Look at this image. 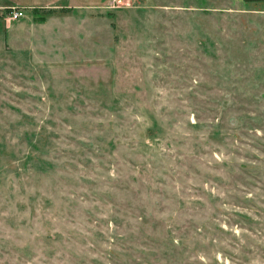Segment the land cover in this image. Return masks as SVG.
<instances>
[{
	"label": "rangeland",
	"instance_id": "374dc122",
	"mask_svg": "<svg viewBox=\"0 0 264 264\" xmlns=\"http://www.w3.org/2000/svg\"><path fill=\"white\" fill-rule=\"evenodd\" d=\"M121 1H0V264H264V3Z\"/></svg>",
	"mask_w": 264,
	"mask_h": 264
},
{
	"label": "crops",
	"instance_id": "0c3cea01",
	"mask_svg": "<svg viewBox=\"0 0 264 264\" xmlns=\"http://www.w3.org/2000/svg\"><path fill=\"white\" fill-rule=\"evenodd\" d=\"M4 6L23 9L27 21L32 20L33 12L51 9L56 11L78 12L104 8L110 0H0ZM36 10V11H33ZM21 18V17H20ZM8 26V25H7ZM6 26V27H7Z\"/></svg>",
	"mask_w": 264,
	"mask_h": 264
},
{
	"label": "built area",
	"instance_id": "2783aa9c",
	"mask_svg": "<svg viewBox=\"0 0 264 264\" xmlns=\"http://www.w3.org/2000/svg\"><path fill=\"white\" fill-rule=\"evenodd\" d=\"M119 5L122 3L121 0H115ZM23 16V11L21 9H17L14 7H8L7 13L2 17L3 23L7 25V23L15 21Z\"/></svg>",
	"mask_w": 264,
	"mask_h": 264
},
{
	"label": "trees",
	"instance_id": "16d2710c",
	"mask_svg": "<svg viewBox=\"0 0 264 264\" xmlns=\"http://www.w3.org/2000/svg\"><path fill=\"white\" fill-rule=\"evenodd\" d=\"M244 2H247V3H264V0H243ZM35 11V10H33ZM109 146H113V144L111 142H108Z\"/></svg>",
	"mask_w": 264,
	"mask_h": 264
}]
</instances>
